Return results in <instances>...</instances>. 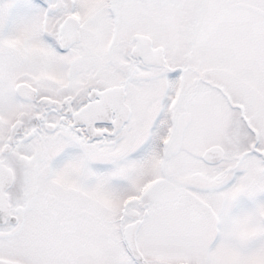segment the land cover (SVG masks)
I'll use <instances>...</instances> for the list:
<instances>
[{"label":"snow or ice","instance_id":"6c2138e0","mask_svg":"<svg viewBox=\"0 0 264 264\" xmlns=\"http://www.w3.org/2000/svg\"><path fill=\"white\" fill-rule=\"evenodd\" d=\"M0 264H264V0H0Z\"/></svg>","mask_w":264,"mask_h":264}]
</instances>
